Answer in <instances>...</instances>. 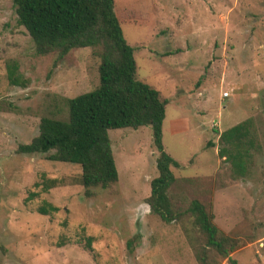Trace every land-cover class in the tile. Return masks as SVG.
Returning a JSON list of instances; mask_svg holds the SVG:
<instances>
[{
  "label": "rangeland",
  "instance_id": "rangeland-1",
  "mask_svg": "<svg viewBox=\"0 0 264 264\" xmlns=\"http://www.w3.org/2000/svg\"><path fill=\"white\" fill-rule=\"evenodd\" d=\"M114 9L135 49L136 79L167 101L162 145L180 165L171 167L173 208L198 201L238 243L229 259L264 264V0H114ZM11 63L19 86L7 80ZM98 63L89 48L61 60L36 55L12 0H0V264H199L182 228L194 230L192 219L167 225L149 214L157 176L149 127L108 131L118 181L89 196L78 166L17 152L41 118L65 120L64 101L97 86ZM249 118L261 150L251 174L233 180L218 136ZM46 205L57 211L40 215Z\"/></svg>",
  "mask_w": 264,
  "mask_h": 264
},
{
  "label": "trees",
  "instance_id": "trees-1",
  "mask_svg": "<svg viewBox=\"0 0 264 264\" xmlns=\"http://www.w3.org/2000/svg\"><path fill=\"white\" fill-rule=\"evenodd\" d=\"M12 4L17 24L29 35L36 55L55 54L61 60L74 49L89 48L99 62L97 86L64 101L65 120L41 118L38 135L29 144L19 145L17 152L78 166L81 174L76 182L89 196L92 189H109L118 181L108 131L149 127L157 153V176L150 182V196L146 199L149 214L167 225L180 223L185 215L191 218L194 230L184 225L182 228L199 264H220L227 259L239 245L218 230L213 215L202 204L192 201L183 213L173 208L168 196L175 181L171 167L178 169L180 165L165 153L162 145L167 101L161 100L154 88L136 79L135 49L123 38L114 0H12ZM6 71L9 84L19 86L17 66L11 63ZM260 141L250 118L219 134L218 157L227 165L224 169L231 179L251 174L255 153L261 150ZM56 185V180L46 181L42 190ZM46 206L37 212L44 216L57 211ZM197 241L203 245L198 249L193 245ZM91 242V238L86 240L85 248L89 251ZM228 262L235 264L229 258Z\"/></svg>",
  "mask_w": 264,
  "mask_h": 264
},
{
  "label": "built area",
  "instance_id": "built-area-1",
  "mask_svg": "<svg viewBox=\"0 0 264 264\" xmlns=\"http://www.w3.org/2000/svg\"><path fill=\"white\" fill-rule=\"evenodd\" d=\"M223 98H227V94L226 93L223 94Z\"/></svg>",
  "mask_w": 264,
  "mask_h": 264
}]
</instances>
